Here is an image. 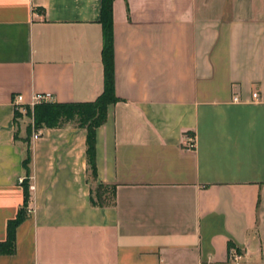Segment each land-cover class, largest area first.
Instances as JSON below:
<instances>
[{"label": "crops", "instance_id": "obj_1", "mask_svg": "<svg viewBox=\"0 0 264 264\" xmlns=\"http://www.w3.org/2000/svg\"><path fill=\"white\" fill-rule=\"evenodd\" d=\"M101 6L0 0V242L29 147L33 185L0 264H264V0H114L123 100L96 130L95 180L87 129L28 137L27 109L36 93L103 92ZM98 184L115 186L114 205L93 203Z\"/></svg>", "mask_w": 264, "mask_h": 264}, {"label": "trees", "instance_id": "obj_2", "mask_svg": "<svg viewBox=\"0 0 264 264\" xmlns=\"http://www.w3.org/2000/svg\"><path fill=\"white\" fill-rule=\"evenodd\" d=\"M114 0H102L101 23L103 27V63H104V89L97 99L89 102H43L36 104L34 109L28 107L27 113L32 117L33 123L28 128V137L33 133V128L57 127L68 122H75L78 126L87 129V155L92 177L97 179V166L95 158L96 130L107 120L108 106L122 101L115 91L114 73ZM20 113L17 112V116ZM28 140V139H27ZM32 153L30 147L23 161L26 170L24 188V200L15 218L8 222V235L5 242H0V253H13L15 251L16 229L25 220L29 213L30 203V162ZM93 203L101 206L114 205L116 201L115 186L98 184L95 188Z\"/></svg>", "mask_w": 264, "mask_h": 264}, {"label": "built area", "instance_id": "obj_3", "mask_svg": "<svg viewBox=\"0 0 264 264\" xmlns=\"http://www.w3.org/2000/svg\"><path fill=\"white\" fill-rule=\"evenodd\" d=\"M259 97V93L257 91L253 92V99L257 100ZM54 99L53 95L51 93H36L33 95L32 100L29 103L30 107H34L36 104L39 103H43V102H52ZM235 100H238V98L236 97ZM23 102H24V96L22 94H19L15 97V101L14 104L15 106L19 107V109H21V107L23 106ZM41 135L40 131H36L33 134V138H39ZM186 139V146L189 149H194L195 148V139L193 135H188L185 137ZM25 180V177L20 178V183L22 184L23 181ZM33 188V185L30 184V189ZM239 256H237L238 259ZM240 258V257H239ZM243 264H247V263H243Z\"/></svg>", "mask_w": 264, "mask_h": 264}]
</instances>
